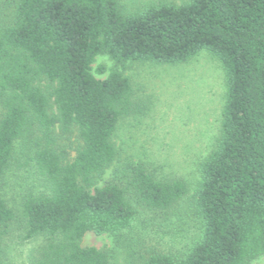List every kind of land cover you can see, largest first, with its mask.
<instances>
[{
    "label": "trees",
    "instance_id": "obj_1",
    "mask_svg": "<svg viewBox=\"0 0 264 264\" xmlns=\"http://www.w3.org/2000/svg\"><path fill=\"white\" fill-rule=\"evenodd\" d=\"M9 4L0 22V264L19 219L25 240L45 236L33 264H108L106 251L81 245L86 232L118 240L135 204L163 212L187 194L182 180L144 163L115 165L119 121L136 110L133 86L118 68L95 77L91 64L99 55L120 66L175 64L201 50L221 62L226 92L219 137L193 190L197 233L139 264L264 256V0L161 1L128 12L119 0ZM11 167H30L37 188L18 209L1 192Z\"/></svg>",
    "mask_w": 264,
    "mask_h": 264
},
{
    "label": "rangeland",
    "instance_id": "obj_2",
    "mask_svg": "<svg viewBox=\"0 0 264 264\" xmlns=\"http://www.w3.org/2000/svg\"><path fill=\"white\" fill-rule=\"evenodd\" d=\"M9 1L0 0V22L10 14ZM161 1L185 0H119L125 12ZM113 68L130 78L136 101L135 112L120 119L114 135L119 151L115 165L141 162L158 177L180 179L188 188L167 211L135 204L133 226L118 240L108 232L88 231L80 241L82 246L106 251L108 264H139L149 251L179 247L197 233L199 218L193 206V190L199 179V163L220 134L225 72L218 58L207 50L175 64L130 61L120 66L107 55L96 56L91 64L97 78H104ZM31 172L30 167H11L3 180L1 192L15 209L24 195L37 190ZM21 222H14L3 238V264H33L37 247L45 240L43 235L25 240ZM250 264H264V256Z\"/></svg>",
    "mask_w": 264,
    "mask_h": 264
}]
</instances>
